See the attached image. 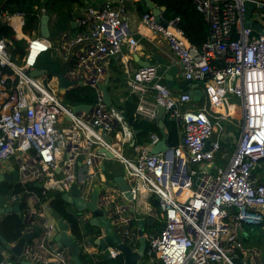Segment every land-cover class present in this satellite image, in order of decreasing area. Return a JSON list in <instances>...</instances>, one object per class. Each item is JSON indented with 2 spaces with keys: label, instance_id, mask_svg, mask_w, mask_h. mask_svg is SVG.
Wrapping results in <instances>:
<instances>
[{
  "label": "built area",
  "instance_id": "obj_1",
  "mask_svg": "<svg viewBox=\"0 0 264 264\" xmlns=\"http://www.w3.org/2000/svg\"><path fill=\"white\" fill-rule=\"evenodd\" d=\"M94 1L97 5L89 6L77 21L80 32L62 31L53 39L52 34L44 37L39 25L38 31L27 34L22 54L14 52L11 36L0 33V173L17 170L15 182L23 189L13 191L2 206L19 204V213H11L22 216L23 232L40 227L17 256L19 264H73L70 248L60 247L55 240L57 227L48 192H69L77 184L81 198L90 201L95 182L100 186L99 207L133 251L139 248L140 236L135 225L138 217L130 208L143 195L158 201L159 210L149 215L156 225L145 232L147 246L137 264H250L236 260L237 248L242 247L236 230L264 223V180L256 171L264 168V0H191L210 26L201 47L179 27V16L167 20L162 14L161 22L154 13L141 16V26L164 36L183 65L184 78L196 82L204 93L202 100L194 101L188 92L174 93L167 86L159 64L138 68L129 64L126 83L139 98L134 116L154 119L158 106H163L165 116L182 135L178 145L154 154L150 149L159 135L151 134L149 146L137 145L126 110L115 103L108 105L101 89L108 63L123 53L125 44L136 46L127 15L132 0ZM247 1L256 5L250 21L258 23L260 30L246 25ZM36 9L39 18L46 12L45 7ZM16 19L19 22L13 24L19 23L24 35L23 12L0 13L2 26ZM48 52L67 61L64 70L67 79L76 83L74 87L96 90L97 100L88 109L77 111V104L65 103V94L74 87L62 92L58 74L49 77L45 68H39ZM38 69L42 73L32 75ZM148 96L154 100L151 105ZM229 96L242 108L241 121L232 117ZM230 126L236 133L233 151L225 153L226 162L214 164L223 158L222 150L229 149L223 141ZM127 144L132 155L122 151ZM113 158L124 164L134 200L119 187L108 185L106 176H97L101 170L96 161ZM203 162L213 164L215 171L203 173ZM31 183H41L45 200L30 188ZM68 211L77 217L81 239L65 218L69 232L81 253L93 259L90 264L122 255L114 246L102 249L92 242L103 234L89 232L88 212ZM12 263L5 256L0 258V264Z\"/></svg>",
  "mask_w": 264,
  "mask_h": 264
},
{
  "label": "crops",
  "instance_id": "obj_2",
  "mask_svg": "<svg viewBox=\"0 0 264 264\" xmlns=\"http://www.w3.org/2000/svg\"><path fill=\"white\" fill-rule=\"evenodd\" d=\"M10 1L11 0H0V13L8 9L7 4ZM46 1L47 0H42L43 3H46ZM91 5H97V2H95L94 0H83V4L68 3L67 5H65L64 9L66 13L70 15V18L69 21L65 24L64 28H60L58 26V21H59L58 15L56 13L48 12L50 14L49 26L51 29L52 38L54 39L62 31H70L73 34H77L78 32H80L82 28L77 24V21L82 17L83 11L84 10L86 11ZM141 13L142 12L137 9V4L132 0L131 3H129L128 5L127 15L130 19L133 18L131 24L132 26L131 37L136 41L135 43L136 46L132 47L130 43L125 44L123 47V53H121L118 57L113 58L107 65V74L105 79L107 78L108 73H110L111 77L108 84V88L111 93V97L113 98V100L117 101V103H120L123 106L128 99H131L132 97L136 96L130 93L128 85L126 83L129 64H131L132 67L134 68L142 67L140 61L142 62L150 61L151 64H157V65L159 64L162 67V71H160V73L163 75H166V72L171 67H174L175 68V72L173 76L174 83L172 88L174 93L184 92L189 87L197 86L196 82H192V81L184 85L186 79L182 74L183 65L173 55L163 35H154L150 30H147L145 27L141 26V21H140L142 16ZM16 21L19 22L18 19L14 21L12 20L11 23L7 22L6 24H3L1 28L9 29V26H12L13 23ZM38 30L39 29H37V31ZM53 30H55V32H53ZM26 37H28V35L24 34L23 35L24 45L26 42ZM46 54H49V56L53 58L51 52H48ZM55 60L57 59L55 58ZM62 62L67 64V61H65L64 59L62 60ZM40 67L41 66H39V68ZM113 95L117 96L118 98L117 97L115 98ZM230 97L231 96L227 97L228 104L230 102L229 101ZM146 98L148 105L154 103V100L152 99L151 96H148ZM138 103H139V98H138ZM202 103H204V101ZM134 112L136 113V109ZM165 117L166 116L164 115V119ZM155 119L158 121L157 118ZM166 119L168 120L167 117ZM151 134L149 135L150 139H151ZM180 137H181L180 140H182V135H180ZM224 138L226 141H223V145L224 146L227 145L225 146L227 148H233V140L236 139L235 129H231L230 127H228ZM147 142L148 141H145V138H141L140 136H138V134H136L137 145L149 146L150 143ZM225 150L226 152H228L227 149ZM122 151L126 155H132L134 152L132 148H123ZM212 165L213 164L203 162L200 166V169L203 173L214 172L215 169L213 168ZM96 166L99 167V169L101 170L100 173H98L97 175L99 177L107 176L108 175L107 173L109 171L115 172L116 175H120V174L126 175L124 164L114 158L109 160L98 159L96 161ZM258 176H260V178L264 180V173L258 172ZM154 201L157 200L155 198H148L146 195L140 196L135 202H133V206L135 207V212L133 213L137 217H148L152 213V211L159 210L158 205L154 204ZM132 207L130 208V210L132 209ZM90 229L91 227L89 228V232ZM95 231H98V229H95L93 232ZM236 233L238 240L241 241L242 243V247L237 248V255L239 256L236 259L237 262L240 263L243 259H246L249 261L250 264H264V223L260 225L245 224L242 227H238ZM5 257L8 258L14 264H19L20 259L15 258L16 256H14L13 254L8 253L6 254Z\"/></svg>",
  "mask_w": 264,
  "mask_h": 264
},
{
  "label": "water",
  "instance_id": "obj_3",
  "mask_svg": "<svg viewBox=\"0 0 264 264\" xmlns=\"http://www.w3.org/2000/svg\"><path fill=\"white\" fill-rule=\"evenodd\" d=\"M147 7L150 8L153 13L156 16L157 21L161 22V15L162 12L166 9L165 6L159 7L153 0H144ZM248 10L246 15V25L247 26H254L258 30L261 29L260 25L256 22L250 21V15L252 12V9L256 7V5L252 1H247L246 3ZM50 22V14L49 13H43L40 17V32L44 37H50L51 36V29L49 26ZM2 26V23L0 22V27ZM140 64L143 67H146L151 64L150 61L142 62L140 61ZM45 72V71H44ZM175 68L171 67L165 75L166 84L167 86L172 89L173 88V76H174ZM42 72L41 70H34L32 71V75H40ZM59 80H60V90L66 91L69 87H74L76 85L75 82L69 81L66 77L65 70H62L58 74ZM111 74L108 73L107 78L101 85L103 99L108 105H112L115 103L113 98L111 97V93L108 88V84L110 81ZM191 81L189 79L185 80V84L190 83ZM184 92H188L194 99V101H200L203 97V91L199 89L198 85L189 87ZM90 107V104H77L75 105V108L77 111H80L82 109H88ZM158 125L160 128V132L162 134V138L151 147L150 152L151 153H159L166 151L169 147V144L167 142L168 139V133L165 129V123H164V114H165V108L163 106H158ZM135 134H138L137 130H134ZM105 139L111 143L112 139L109 136H105ZM210 148V140H207L205 143V149L208 150ZM102 152H105L108 156L111 158L113 157V154L108 151L106 148H101ZM107 184L119 187L122 191L125 192L126 196L130 200H134L133 194L129 192V183L126 180V176L123 174L120 175H114L113 178H108V175L106 176ZM18 180V171L14 170L12 173H0V183L3 182H12ZM38 187L41 186V183H36ZM58 195L61 196V198L68 204V208L70 209L72 206L77 211H83L85 210L88 212V216L86 219V222L88 225H90L91 229L90 232H93L95 229H98L102 231L103 236L99 239H95L92 242L95 245H98L102 249L107 248L108 246H114L117 249H119L122 252V255L125 259V264H137L138 259H140L144 254L147 246V240L145 236V232L149 227L156 225V220L152 216L148 217H138L137 220H135V225L138 228V234L140 236V245L138 250L133 251L129 245L123 241L119 233L115 230L114 225L112 221L107 217L105 211L101 209L98 205L99 201V195H100V186L99 183L95 182L94 189L92 191L91 200L85 201L83 198H81V190L77 184H74L71 188V190L65 191L63 193L58 192ZM19 204H14L13 206H2L0 208L1 214H7L11 212H18ZM132 213L135 212V209H131ZM50 212L53 214L55 221H56V227H57V233L55 235V240L57 244L60 247H67L71 249V257L73 264H83L80 258L81 249L80 245L77 242L76 237L74 235L70 234V223L68 220L65 219L64 215L61 214L59 211L51 209ZM19 213V212H18ZM40 231V227L36 226L34 231L31 232H23L20 227L16 229V235L18 237V241L14 245H10L7 240L1 236V240L5 247L10 250V253L14 256H20L22 249L26 242H28L31 237L36 235ZM14 264V263H12ZM22 264H24L22 262Z\"/></svg>",
  "mask_w": 264,
  "mask_h": 264
},
{
  "label": "trees",
  "instance_id": "obj_4",
  "mask_svg": "<svg viewBox=\"0 0 264 264\" xmlns=\"http://www.w3.org/2000/svg\"><path fill=\"white\" fill-rule=\"evenodd\" d=\"M157 6L162 7L165 6V10L163 11V17L167 20H171L177 16L180 17V21L178 22L179 27L183 28L189 40L198 47H201L205 41H207L210 34V26L207 23L204 16L199 13L191 0H153ZM16 3V4H15ZM68 3H80L83 4V0H47L46 3H43L42 0H11L7 5V8L11 12L21 11L25 14L26 23L24 26V32L26 34H31L32 30L39 29L40 18L38 15V9L45 7L47 12L56 13L59 17L58 26L60 28H64L65 24L69 21L70 15L66 13L64 6ZM137 4V9L142 13L152 12L150 8H148L145 4L144 0H137L135 2ZM13 33L11 38L14 41L15 49L14 52H20L22 54L24 45H22V32L19 29V23L13 24ZM0 33H11L10 30L3 28ZM55 58L52 60L51 64L46 65L45 68L49 74V77L59 74L64 68L56 70L55 68ZM39 62V66H40ZM50 63V62H49ZM97 100V93L94 88L89 86H77L69 91L64 96L65 103L68 104H93ZM115 101V100H114ZM138 103V98L132 97L128 99L124 106L115 101L119 107L126 109V116L129 121V124L132 126L134 130L139 131L138 136L141 138H145V141L150 142V134L157 133L160 137L162 134L160 132V128L158 125V121L150 120L146 118H140L134 116V111L136 109ZM165 128L167 129L168 139L167 142L170 146H176L180 142V131L178 125L174 121H169L164 119ZM108 178H113L115 172L109 171ZM10 183H4L3 186L7 185L9 187ZM30 188L35 192L39 193L43 200H45V196L42 195V189L31 183ZM22 187L20 184H16L13 189L14 192L22 191ZM50 195V203L54 210L59 211L64 215L66 219H68L71 223L72 231L78 240L81 239V232L78 224L77 217L68 211V204L58 195L57 192L51 191L48 192ZM154 204L158 205V201H154ZM23 207V204H22ZM89 228L90 226L87 225ZM20 227L24 228V223L22 221V216H19L17 213H9L2 217L0 221V242L1 236L4 237L7 242H14L18 240L16 235V229ZM0 258H2L0 254ZM80 258L83 264H90L93 262V259L85 254L81 253ZM97 264H125V259L123 255H119L115 258H103L97 262Z\"/></svg>",
  "mask_w": 264,
  "mask_h": 264
},
{
  "label": "rangeland",
  "instance_id": "obj_5",
  "mask_svg": "<svg viewBox=\"0 0 264 264\" xmlns=\"http://www.w3.org/2000/svg\"><path fill=\"white\" fill-rule=\"evenodd\" d=\"M74 6H76V5H74ZM74 8V7H73ZM132 19L133 18H131V22H132ZM8 30H10V32L11 33H8L7 35L8 36H12V33H13V28H12V26H9V29ZM53 32H55V30H53ZM22 45H24V41H22ZM54 58H51L50 56H49V54H44L43 55V57L41 58V63H40V66L41 67H46V65H48V64H51L52 63V60H53ZM50 62V63H49ZM55 62V68H56V70H59V69H61V68H64V69H66L67 67H68V65L66 64V63H63L61 60H56V61H54ZM124 92H126V91H124ZM120 94V93H119ZM121 95V94H120ZM115 98L117 97V96H115V95H113ZM118 98V97H117ZM229 104L231 105V104H233V101H234V99L232 98V97H230L229 98ZM238 101V100H237ZM232 102V103H231ZM240 109L242 110V108H241V106H240V104L239 103H237L236 105H235V108H234V110H233V118L235 119V120H237V121H241L242 120V117L239 115V111H240ZM230 128L231 129H234L235 127L234 126H230ZM225 146H227V145H225ZM127 147H129L128 146V144L126 145V147L125 148H127ZM227 151L229 152V151H233V148H229V149H227ZM222 152L224 153L223 154V158H219V160H217L214 164H219V162H226V150H225V148L222 150ZM8 160H12V159H8ZM8 160H6V161H8ZM256 171H258V172H262V173H264V168H258V169H256ZM4 183H9V182H3V183H0V206H2V205H4V203L6 202V200L7 199H9L10 198V195L12 194V192H13V189L15 188V185H16V182L15 181H12L10 184H9V187L7 186V185H5V186H3V184ZM71 210H74V208L73 207H71L70 208ZM7 214H9V213H7ZM7 214H3L2 215V217L3 216H5V215H7ZM35 217H37L38 218V216L36 215ZM158 227H159V224H158V226L156 227V229H158ZM1 252H2V254H1ZM10 254V250L9 249H7L5 246H4V244L3 243H1L0 242V254H1V256H6V254ZM15 258H18L17 256L15 257ZM13 259H14V257H13ZM17 260V259H16Z\"/></svg>",
  "mask_w": 264,
  "mask_h": 264
},
{
  "label": "clouds",
  "instance_id": "obj_6",
  "mask_svg": "<svg viewBox=\"0 0 264 264\" xmlns=\"http://www.w3.org/2000/svg\"><path fill=\"white\" fill-rule=\"evenodd\" d=\"M134 2H136L135 0H133ZM46 9V8H45ZM47 11V10H46ZM46 13V12H45ZM48 13V12H47ZM150 13H153V11L152 12H150ZM145 14V13H144ZM162 14H163V12H162ZM143 15V14H142ZM24 32V31H23ZM24 34H26L25 32H24ZM22 38H23V35H22ZM143 67V66H142ZM161 70H162V67H161ZM117 102V101H116ZM165 115V114H164ZM158 116V115H157ZM157 118V117H156ZM146 119H149V118H146ZM150 120H155V118L154 119H150ZM157 134V133H156ZM160 137V136H159ZM162 137H160V139H161Z\"/></svg>",
  "mask_w": 264,
  "mask_h": 264
},
{
  "label": "bare ground",
  "instance_id": "obj_7",
  "mask_svg": "<svg viewBox=\"0 0 264 264\" xmlns=\"http://www.w3.org/2000/svg\"><path fill=\"white\" fill-rule=\"evenodd\" d=\"M234 108H235V105L234 104L229 105V109L231 110V112L234 110Z\"/></svg>",
  "mask_w": 264,
  "mask_h": 264
}]
</instances>
